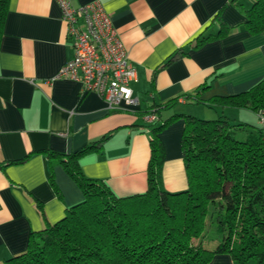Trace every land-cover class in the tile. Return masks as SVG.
<instances>
[{"label": "crops", "instance_id": "1", "mask_svg": "<svg viewBox=\"0 0 264 264\" xmlns=\"http://www.w3.org/2000/svg\"><path fill=\"white\" fill-rule=\"evenodd\" d=\"M255 1L71 0L76 9L99 3L135 69L131 88L139 105L111 111L97 93L57 77L73 57V39L56 1L9 0L0 32V264L82 201L64 168L69 154L101 140L78 158L81 175L119 197L147 190L150 109L159 108L161 121L202 109L203 117L224 115L264 129V117L246 109L206 105L264 79V32L252 34L245 24ZM220 29L223 37L199 44ZM182 131L178 119L159 134L169 193L187 189ZM209 264L236 262L223 254Z\"/></svg>", "mask_w": 264, "mask_h": 264}, {"label": "trees", "instance_id": "2", "mask_svg": "<svg viewBox=\"0 0 264 264\" xmlns=\"http://www.w3.org/2000/svg\"><path fill=\"white\" fill-rule=\"evenodd\" d=\"M8 3L0 0V32ZM245 13L248 31L264 32V0H256ZM225 34L220 29L199 44ZM207 102L264 115V79L245 92ZM158 109L145 114L155 116L149 124L147 190L119 197L81 175L78 158L101 140L69 154L64 168L82 201L57 223L32 233L26 250L6 264H209L223 254L236 264H264V129L224 115L204 120L175 114L161 121ZM178 119L183 120L180 147L187 189L169 193L162 186L159 134ZM51 185L56 191L52 180ZM213 224L220 241L209 251L200 239Z\"/></svg>", "mask_w": 264, "mask_h": 264}, {"label": "built area", "instance_id": "3", "mask_svg": "<svg viewBox=\"0 0 264 264\" xmlns=\"http://www.w3.org/2000/svg\"><path fill=\"white\" fill-rule=\"evenodd\" d=\"M55 1L73 39V57L57 77L79 82L83 93H97L108 110L138 106L139 99L131 88L135 69L128 61L110 17L99 3L91 2L76 9L71 0ZM80 20L83 27L79 26ZM145 120L150 123L155 116L146 115Z\"/></svg>", "mask_w": 264, "mask_h": 264}, {"label": "rangeland", "instance_id": "4", "mask_svg": "<svg viewBox=\"0 0 264 264\" xmlns=\"http://www.w3.org/2000/svg\"><path fill=\"white\" fill-rule=\"evenodd\" d=\"M199 108H201V107H199ZM197 111L198 112H196V117H198L200 119H204V120L212 119V118H208L207 116L206 117L201 116L202 109H197ZM207 227H208V230H207L206 234L204 233L203 234L204 236H202V239H200V241H201L200 245L202 246V248H205L209 251H212L219 244L220 236L216 232L214 224L210 225V227L209 226H207ZM197 242H199V240L194 241V243H196V244H197ZM248 264H254V263L252 261H250Z\"/></svg>", "mask_w": 264, "mask_h": 264}]
</instances>
